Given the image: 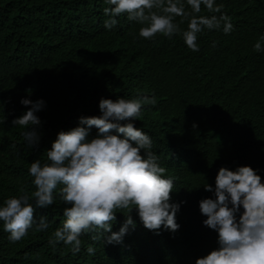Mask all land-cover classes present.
<instances>
[{"label":"trees","instance_id":"obj_1","mask_svg":"<svg viewBox=\"0 0 264 264\" xmlns=\"http://www.w3.org/2000/svg\"><path fill=\"white\" fill-rule=\"evenodd\" d=\"M101 118L161 156L135 141L137 166L111 177ZM117 182L142 225L111 243L95 221ZM262 208L264 0H0V264H187L161 229L175 216L198 264H250L264 223L243 218Z\"/></svg>","mask_w":264,"mask_h":264},{"label":"rangeland","instance_id":"obj_2","mask_svg":"<svg viewBox=\"0 0 264 264\" xmlns=\"http://www.w3.org/2000/svg\"><path fill=\"white\" fill-rule=\"evenodd\" d=\"M117 124L118 128L110 133V131L108 130V123H106L104 119L101 118L96 121V126L99 127V130H101V134L106 137V144L109 141L108 149L103 148V156L108 164L102 167V170H109L108 175H110L111 177L126 175V170L135 168L137 166L138 162L136 161V157L134 156L133 152L135 141L143 147L150 148L148 149L149 156H154V158H158L161 156L162 153L160 151H155L154 145L150 142L145 141L140 134L134 133L133 136H127L124 130L126 125H124L122 120H119ZM132 138H134V140ZM109 162H111L112 165H109ZM142 169H145V166H143ZM30 170L32 172H39L41 171V167L36 162H33V168ZM156 177L158 179V182H162L168 176L156 175ZM29 180L30 184L33 185V177L29 178ZM161 186L162 185H160V187ZM26 192V190H23L22 194L20 195L24 196ZM226 192H230V189L226 190ZM228 196L223 197L222 199L227 198ZM112 204L114 206L111 212L108 215L105 214L103 220L95 221L96 224L103 225L104 228L107 222L109 227L108 240L111 243L122 239L126 240V238L130 234H132L133 231L137 230L142 225L140 221L141 203L138 197V193H135L132 190L126 188L124 183L117 182L114 184L112 188ZM205 207L206 206L204 205V201H200L196 208V217L198 218L199 224L203 228V230L209 227L203 219V212ZM121 217L122 219L120 220ZM244 219L250 220L253 227H261L264 223V208H262L258 220L255 219V216L252 213H246L243 220ZM64 224L69 230H74L77 228L80 222L78 220H68ZM222 226L226 230V224L223 223ZM144 227H150L149 223ZM160 228L161 226H158L157 230H159ZM161 229L164 231L167 237L165 243L166 248L169 252V256L172 257L177 253H181L183 256L188 258L187 264H198V254L191 246L183 243L178 247H174V245L179 244L177 242L175 243L174 240L175 238L180 236L182 229L179 217H173L170 221V224L164 226ZM254 241L255 237L250 242V245L242 251V260H248L250 264H264V257L262 258L261 252L255 254L251 250L253 244L255 243ZM209 252L212 253V246L209 248Z\"/></svg>","mask_w":264,"mask_h":264},{"label":"clouds","instance_id":"obj_3","mask_svg":"<svg viewBox=\"0 0 264 264\" xmlns=\"http://www.w3.org/2000/svg\"><path fill=\"white\" fill-rule=\"evenodd\" d=\"M174 14H177L179 16L178 19H173L174 25L176 28H181L180 23H183L185 21H188L185 19L186 13L183 12L180 8H176L173 11ZM157 38H164V39H171L173 38L172 35L169 33L168 29H164L162 31H159L154 38H152L150 41L155 40ZM185 45V44H184ZM186 46V45H185ZM187 47V46H186Z\"/></svg>","mask_w":264,"mask_h":264}]
</instances>
